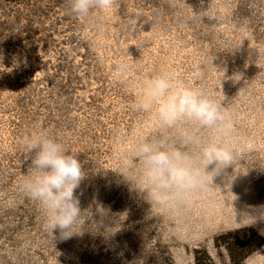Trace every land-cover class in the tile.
Segmentation results:
<instances>
[{
    "label": "rangeland",
    "instance_id": "obj_1",
    "mask_svg": "<svg viewBox=\"0 0 264 264\" xmlns=\"http://www.w3.org/2000/svg\"><path fill=\"white\" fill-rule=\"evenodd\" d=\"M197 69L193 83L233 123L236 156L206 190L165 208L146 199L139 159L126 167L122 157L141 139L199 147L131 105L150 78L184 81ZM41 130L86 173L75 190L84 231L67 240L45 230L18 187L31 163L25 137ZM262 210L264 0H111L85 17L69 0H0V264H264ZM238 232L246 239L233 261Z\"/></svg>",
    "mask_w": 264,
    "mask_h": 264
},
{
    "label": "clouds",
    "instance_id": "obj_2",
    "mask_svg": "<svg viewBox=\"0 0 264 264\" xmlns=\"http://www.w3.org/2000/svg\"><path fill=\"white\" fill-rule=\"evenodd\" d=\"M69 5L72 14L85 17L93 7L109 8L111 0H69ZM129 71L127 63L118 65L121 76ZM199 75L197 69L191 79L181 81L167 72L158 74L145 82L143 95L131 105L136 111L152 112L161 129H176L183 144L199 147L194 155L166 138L141 139L130 155L122 157L126 167L139 159L144 195L150 203L161 207L179 204L193 193L206 190L208 177L213 181L214 176L232 166L236 156L233 123L212 93L193 83ZM202 129L213 133L207 142L198 134ZM24 143L31 163L18 185L19 190L38 202L45 216L46 231L54 235L59 230L62 240L82 235L85 210L81 209L75 190L86 173L77 154L47 130L26 136ZM260 218H264V210Z\"/></svg>",
    "mask_w": 264,
    "mask_h": 264
},
{
    "label": "trees",
    "instance_id": "obj_3",
    "mask_svg": "<svg viewBox=\"0 0 264 264\" xmlns=\"http://www.w3.org/2000/svg\"><path fill=\"white\" fill-rule=\"evenodd\" d=\"M240 234H242V232H238L236 234L237 235L236 236V240H235L236 242L234 244H231V246H228V248H227V250L229 252V255H230V257H231V259L233 261H235V259H236V254L239 251L240 245L241 246L244 245V241L246 239L245 236L240 238ZM250 234H251V238L252 239L249 240V243H250V245H253L254 244L253 245L254 247H252V248L255 249V248H257V247H259L261 245L260 244V241L261 240L253 232L252 233L250 232ZM253 249H252V251H253ZM207 262H208V264H211L209 259H207Z\"/></svg>",
    "mask_w": 264,
    "mask_h": 264
}]
</instances>
